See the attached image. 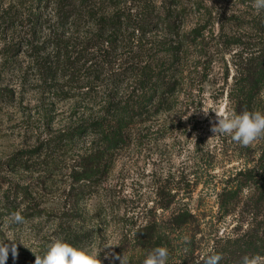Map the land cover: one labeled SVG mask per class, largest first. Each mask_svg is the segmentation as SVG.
Masks as SVG:
<instances>
[{
	"label": "trees",
	"instance_id": "1",
	"mask_svg": "<svg viewBox=\"0 0 264 264\" xmlns=\"http://www.w3.org/2000/svg\"><path fill=\"white\" fill-rule=\"evenodd\" d=\"M221 1L240 29L223 41L238 47L229 88L234 111H262L264 11L256 12L253 0ZM33 8L29 29L5 60L12 75L0 96L11 107L33 103L28 131L34 141L0 161V172L23 174L15 182L0 174V190L7 206L35 214L36 194L50 181L66 177L65 196L74 194L78 204L101 186L114 162L133 158L132 146L187 125V113L203 103L222 41L208 0H33ZM254 156L226 175L217 193L224 214L245 213L239 221L252 225L211 233V252L223 256L219 264L264 256V145ZM194 215L182 208L174 223L187 226ZM151 223L137 236L170 237Z\"/></svg>",
	"mask_w": 264,
	"mask_h": 264
},
{
	"label": "rangeland",
	"instance_id": "2",
	"mask_svg": "<svg viewBox=\"0 0 264 264\" xmlns=\"http://www.w3.org/2000/svg\"><path fill=\"white\" fill-rule=\"evenodd\" d=\"M208 2L214 6V29L221 35L223 45L215 47L203 103L187 113V125L156 132L146 144L132 146L133 158L114 162L113 168L102 177L101 186L78 204L73 201L74 194L65 196V185L69 183L66 177L50 181L46 190L36 194L34 205L39 204L40 211L35 214L24 207L7 206L0 190V241L11 245L8 239L15 240L18 252L15 258L9 252L6 264H35V254L43 256L58 238L76 246L91 247L100 254L103 264H121L117 256L123 257L125 264H143L146 255L160 246L169 251L168 264L182 260L196 264L213 248L214 241L209 242L211 233H234L235 228L252 226L239 221L247 217L245 213L224 214L218 205L222 179L242 167L246 157L258 155L264 139L244 147L230 137H212L210 122L215 121V114L205 116L202 109L226 107L234 111L229 88L234 82L238 47L223 41L240 29L229 17V10H224L229 5L221 0ZM34 8L33 0H0V89L12 75L5 63L7 55L21 33L29 29L32 10L38 11ZM1 98L0 161H4L22 145L33 144L34 133L28 131L32 124L28 112L33 103L28 105L25 100L11 107ZM261 99L264 101V88ZM0 174L7 182L23 178V174L6 175L5 171ZM252 191V186H245V194ZM171 200L172 206L165 208ZM182 208L195 214L187 226L174 223L173 216ZM16 211L23 215V223L13 221L11 214ZM148 222L170 237L166 241L160 237L148 242L137 236L136 230ZM260 228L264 229V224Z\"/></svg>",
	"mask_w": 264,
	"mask_h": 264
},
{
	"label": "clouds",
	"instance_id": "3",
	"mask_svg": "<svg viewBox=\"0 0 264 264\" xmlns=\"http://www.w3.org/2000/svg\"><path fill=\"white\" fill-rule=\"evenodd\" d=\"M252 7L258 13L264 11V0H253ZM202 111L205 116H208L210 112L215 114V121L210 122L212 137H230L235 143L244 147L264 139V112L244 110L237 114L235 111H229L226 107L214 110L202 109ZM11 215L14 222H24L20 211ZM8 240L12 242L11 245L0 241V264H6L9 252L13 258L18 255L15 240L11 238ZM185 243H188L187 239ZM185 250L187 251V249ZM116 258L120 259L121 264H125L123 257L117 256ZM222 258V254L213 251L202 255L196 264H219ZM168 261V249L160 246L152 249L146 255L143 264H168ZM35 264H103V261L100 259V254L91 247L76 246L63 238H58L48 246L43 256L35 254ZM239 264H264V256L260 254L244 255Z\"/></svg>",
	"mask_w": 264,
	"mask_h": 264
}]
</instances>
